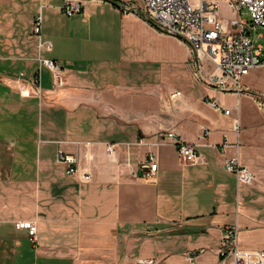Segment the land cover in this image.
<instances>
[{"label":"crops","instance_id":"crops-1","mask_svg":"<svg viewBox=\"0 0 264 264\" xmlns=\"http://www.w3.org/2000/svg\"><path fill=\"white\" fill-rule=\"evenodd\" d=\"M126 3L139 8L84 0L67 18L62 0H0V264H117L161 234L183 261L205 244L216 260L224 227L239 235L248 231L241 220H264V68L242 78L243 93L220 92L194 78L185 45ZM36 16L50 51L37 49ZM37 58L58 65L62 88ZM173 91L182 97L170 100ZM171 131L203 161L183 163L163 140ZM59 153L77 157L74 175ZM150 154L157 170L145 179ZM228 158L252 174L251 185L224 170ZM26 221L37 226L36 245L14 228Z\"/></svg>","mask_w":264,"mask_h":264},{"label":"built area","instance_id":"built-area-1","mask_svg":"<svg viewBox=\"0 0 264 264\" xmlns=\"http://www.w3.org/2000/svg\"><path fill=\"white\" fill-rule=\"evenodd\" d=\"M104 1V0H99ZM111 1V0H109ZM142 9L130 7L141 14V18L152 26L159 34L171 36L185 45L188 56L194 64L193 76L196 80L213 86L220 92L226 90L240 93L241 80L249 71L264 68V47L255 46L251 40V30L264 28V0H142ZM82 0H63L61 13L71 18L81 12ZM224 5L229 17H221L219 8ZM128 9V8H127ZM244 13L248 19L241 20ZM136 14V13H135ZM32 34L37 39V49L51 50L50 42L41 39V17L33 19ZM39 71L47 70L53 79V88H62L64 81L61 69L51 60L37 58ZM22 78V74L18 75ZM39 78H34L31 86L38 84ZM23 93L27 88L20 86ZM170 100L182 97L180 92H169ZM214 108L218 106L213 105ZM228 115V110H223ZM236 129V126L234 127ZM209 132L204 131L208 136ZM174 146L179 159L186 164H199L203 161L197 151V145L182 142L175 132H166L163 136ZM143 144L142 141L138 142ZM106 155L114 158L111 146L105 148ZM58 159L66 167L67 175L77 171V157L59 153ZM224 170L233 174L237 182L251 185L252 174L241 167L235 158L223 161ZM157 162L153 155H148L142 166V177L151 178L156 174ZM16 230H24L31 244L37 243V226L33 222H16ZM214 264H264V249L245 250L238 245V230L236 226L224 227L215 253ZM196 255L187 253L181 264H197ZM135 264H163L155 259H142Z\"/></svg>","mask_w":264,"mask_h":264},{"label":"rangeland","instance_id":"rangeland-1","mask_svg":"<svg viewBox=\"0 0 264 264\" xmlns=\"http://www.w3.org/2000/svg\"><path fill=\"white\" fill-rule=\"evenodd\" d=\"M63 1V0H62ZM84 1V0H82ZM139 9H142L143 4L141 0H133ZM126 7H131L130 3L124 4ZM219 12L221 17L228 18L229 12L225 8L224 5H221L219 8ZM241 20L248 19L247 16L242 12L240 15ZM251 40L255 43V46H263L264 47V28H255L251 30L250 33ZM164 43L168 48L172 47L174 51L177 50V45L171 41V39H165ZM251 73V71L249 72ZM248 73V74H249ZM253 76L250 75L247 77V80L251 79ZM255 83L258 82V85L261 84V78L253 80ZM243 83V82H242ZM176 84V83H175ZM172 84V85H175ZM185 83L181 86L185 89ZM223 97L228 99L231 97L230 94H224ZM229 102V101H227ZM263 222L261 218L250 217L247 220L240 221L241 228H248V231L241 232L238 235V244L240 247H245L243 249H251V250H261L256 249L255 247L261 246L264 243V234L261 228H257V224ZM253 227V231H251ZM170 235H157L154 239H150V242H145L142 246L136 247L131 251H126L125 255H121L117 264H135L136 259L138 257L147 258L151 257L159 262H163V264H181L183 263V255L177 254L176 252V244L173 239L170 238ZM194 243L197 241L194 240ZM206 245V244H205ZM204 245V253H200L199 249L196 245L193 246L195 249L196 263L197 264H214L216 262L214 254ZM176 247V248H175ZM126 257V260L125 257Z\"/></svg>","mask_w":264,"mask_h":264},{"label":"water","instance_id":"water-1","mask_svg":"<svg viewBox=\"0 0 264 264\" xmlns=\"http://www.w3.org/2000/svg\"><path fill=\"white\" fill-rule=\"evenodd\" d=\"M104 1H106V2H110L109 0H104ZM123 8H124V7H122V9H123ZM123 10H124V9H123ZM126 11L133 12V13H136V14H138L139 16H141V14H140L138 11L133 10V9H131V8L126 9ZM224 92L232 93L233 91L226 90V91H224ZM240 93H243V92H240ZM248 95H250V96H255L254 94H248Z\"/></svg>","mask_w":264,"mask_h":264},{"label":"trees","instance_id":"trees-1","mask_svg":"<svg viewBox=\"0 0 264 264\" xmlns=\"http://www.w3.org/2000/svg\"><path fill=\"white\" fill-rule=\"evenodd\" d=\"M112 3V2H111Z\"/></svg>","mask_w":264,"mask_h":264}]
</instances>
